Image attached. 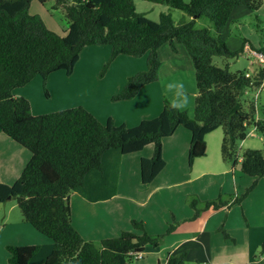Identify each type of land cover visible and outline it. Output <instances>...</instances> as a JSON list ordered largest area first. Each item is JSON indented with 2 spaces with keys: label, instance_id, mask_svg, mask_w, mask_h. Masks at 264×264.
I'll return each mask as SVG.
<instances>
[{
  "label": "trees",
  "instance_id": "trees-1",
  "mask_svg": "<svg viewBox=\"0 0 264 264\" xmlns=\"http://www.w3.org/2000/svg\"><path fill=\"white\" fill-rule=\"evenodd\" d=\"M32 1L0 0V130L31 154L13 185L0 183V204L15 200L23 220L52 243L8 246L10 264H129L131 254L144 253L147 246L160 247L164 237L176 230L174 224L165 234L151 236L142 221L133 220V231L99 244L85 241L72 225L70 196L79 192L90 198L92 176H111L109 172L117 171L122 156L152 145V157L140 162L141 182L150 185L166 166L163 141L179 127L191 132L190 167L206 156V137L222 128L223 160L234 166L239 163L241 172L254 179L240 196L224 199L221 195L202 207L193 197L194 219L201 212L240 205L264 178V149H248L240 161L238 155L250 128L264 139V118L256 120L255 105L245 109L241 100L244 91L264 82V65L258 63L261 69L254 77L231 73L229 64L224 68L213 65L215 57L231 60L244 52L243 48L230 51L220 37L233 9L244 6L258 11L264 0H141L182 11L190 21L180 24L174 23L170 13L160 14L157 22L149 20L137 12L135 0H38L43 5L54 1L53 10H63L68 22L64 36L50 30L41 16L31 14ZM200 17L212 22L217 37L207 29H195ZM167 44L175 53L177 45H182L194 66L197 96L192 118L186 111H169L165 100L158 117L129 128L117 126L113 119L102 123L83 107L37 116L28 99L15 96L16 90L37 77L43 79L47 92V78L59 71L72 75L84 48L108 45L110 62L119 56L147 57V70L128 78L112 97L113 101H131L143 87L159 80V50ZM115 191L114 184L107 198ZM158 264H187V253L171 255Z\"/></svg>",
  "mask_w": 264,
  "mask_h": 264
},
{
  "label": "crops",
  "instance_id": "crops-1",
  "mask_svg": "<svg viewBox=\"0 0 264 264\" xmlns=\"http://www.w3.org/2000/svg\"><path fill=\"white\" fill-rule=\"evenodd\" d=\"M35 1L31 2L30 12L38 15L32 12ZM46 4L52 7L51 16L59 18L63 32L61 36L66 35L68 22L66 23L64 19L63 10H53L54 1ZM165 13H169V9ZM164 46L159 50L160 59L163 52L172 60L177 58L172 56L179 55L181 50L179 47H177V55H168L171 49L166 51ZM82 52L89 62L99 61L101 56H103L102 59H106L109 55V49L102 47L90 46L84 48ZM120 60L126 63L142 64V67H145L144 58L138 61V59L120 57L114 64L119 63ZM82 61L81 53L72 75H67L68 78L79 72ZM99 66L97 64L94 68ZM83 69L85 71L79 73L84 77L89 69L85 66ZM65 74L63 71L51 74L47 78L46 87L49 80L64 79ZM162 75L161 73V81ZM38 79L40 77L16 90L15 96L30 100L32 84L35 86L41 84L35 83ZM115 81L116 83L109 86L110 91L103 96L107 101L102 105L92 98V96L96 97L98 92L92 83H65L66 88L74 96L75 94L79 96L77 100L66 102L64 106L59 103L57 106H50L47 110L40 108L37 110L29 101L32 113L38 116L54 113L62 106L63 109L83 107L102 123L113 119L117 126L126 125L129 128L137 126L144 119H153L160 115L165 101L162 83L143 87L137 97L131 101L110 102L111 105H109L108 100L120 92L126 84V77L121 75ZM185 85L187 88L188 84L185 83ZM54 86L57 85L54 84ZM189 88L191 104L185 111L193 113L197 88L192 90L190 84ZM218 139V135L211 139L207 137L211 143ZM221 141L220 138V145ZM190 142L191 132L184 127H179L173 136L163 141V157L166 166L150 185H143L141 182L140 162L143 158L152 157L154 153L152 145L141 152L122 156L117 168L118 179L113 172L114 169L111 171V176L106 178L92 177L88 193L90 198L79 192H73L70 196L73 227L85 241L99 244L102 240L119 237L124 231H133V220H141L151 236L165 234L169 226L174 224L176 230L164 237L160 247L154 248L158 252L161 250L156 257L157 264L165 263L171 255L183 252L187 253V264H264V256L260 257L259 261L255 260L256 253L264 244V233L261 232L258 235H256L257 232L254 233L257 230H264V185H262L264 178L259 180L254 190L240 205L225 207L218 211L201 212L194 219L195 211L190 206L193 197L198 199L201 203L199 207H202V203L217 199L221 195L224 199H229L233 194L240 196L251 186L254 179L248 176L251 181L245 180V174L239 175L238 167L231 168L222 156L217 162L203 169L197 168L201 158L196 159L190 167L188 162ZM250 145L247 144V149H252ZM28 152L0 130V183L13 185L18 180L31 158ZM113 160L116 162V158ZM114 184L116 185L115 194L107 198ZM250 198H253L254 205L245 208ZM10 201L12 200L8 202ZM8 202L0 204V264H10L8 246L49 244V238L36 231L20 216L13 218L15 205L8 209ZM239 207L243 212L245 223L238 222ZM222 230L229 235L228 239L224 237ZM253 233L255 237H251ZM165 252L167 253L164 256Z\"/></svg>",
  "mask_w": 264,
  "mask_h": 264
},
{
  "label": "rangeland",
  "instance_id": "rangeland-1",
  "mask_svg": "<svg viewBox=\"0 0 264 264\" xmlns=\"http://www.w3.org/2000/svg\"><path fill=\"white\" fill-rule=\"evenodd\" d=\"M185 1L189 2L190 0H185ZM135 3L137 7L136 8L137 12L139 14H142L149 20L155 21V22L159 20L160 14L165 13L166 10L169 9L168 5L166 4H150L147 2H143L141 0H135ZM51 8L52 7L50 6V4L42 5L36 0L32 8V12L37 13L39 16H41L46 26L50 30L62 35L63 34L62 26L60 22L58 21L59 18L58 16L56 17L51 16V13H52ZM169 13L171 14L172 20L174 21L175 24H180L183 22L190 21L189 16L183 13L182 11L169 9ZM65 21L67 23L66 19ZM194 27L195 29H207L213 37L218 36L214 25L206 17H200L196 19ZM220 37L226 43L230 51L236 52V51H240V49L243 48L244 52L240 54L237 58H234L231 60H227L222 57H215L213 58V65L219 68H224L226 64H229V70L231 73L235 74L238 72H246L251 77H254L256 73L260 71L261 68L258 64L259 63L258 58L253 55V52L259 53L262 50L264 51V4L258 11L249 10L248 8L244 6L235 7L232 11L229 21L227 22L222 33L220 34ZM93 47H102L104 49L105 48L109 49V55L106 57V59H102L103 56H101L99 61L97 60L96 62H89L88 60H86L87 59L86 55H83V52H82L83 61L81 65L79 66V72L85 71L83 69L84 66L89 69V71L86 74H84V77L83 75L81 76L79 72H77L75 76H72L70 78H68L67 74H65L66 76L64 79L49 80L48 86L46 87L47 92H45L44 85L42 84L43 79L41 77H40L41 80L38 79V82L37 81L35 82V83H41V84H38V86H35V84H32L31 91H30L31 99L29 101L33 103L34 108H37V110H39V108L41 110H47L50 108V106H57L59 103L63 104L64 106L66 102L77 100L79 96H77V94H75L74 96L72 92L68 88H66L65 83H75V84L92 83L94 88L98 89L96 97L92 96V98L95 101H98L102 105L104 104L105 101H107L105 97L103 96H105L107 91H110L109 86L111 87L113 83H116L115 81L116 78H119V76L124 75L126 77V81H125L126 83L128 78L134 76L137 73L147 70V57L144 58L145 67H142V64L140 65L133 64L131 62L126 63L124 62V60H120L119 63L114 64L117 58L113 60L112 62H110L111 53H112V49L110 46L104 45V46H93ZM177 47H179L181 50L178 56H172V57H177V58H174L173 60L170 59L169 56L166 55V53L163 52L161 54L162 59H160L161 66L159 69V80L155 83H162V81H166V80L181 79L184 81V83L188 84L187 90L190 95L191 91L189 88V84L191 85L192 90L193 88L194 89L197 88L194 66L185 48L182 45H177ZM164 49L166 51H170L169 49L171 48L167 44L166 46H164ZM177 53L171 50L170 52H168V55H177ZM84 54H86V52H84ZM120 57L131 59V57L129 56H119L118 58ZM97 64H99L100 66L98 68H94V66ZM161 73L163 74L162 81L160 80ZM54 84L57 86H54ZM75 84H73V86ZM62 86H64L65 88H63ZM257 94H258L257 88L249 89L248 91L246 90L241 95V100H242V103L245 109H247L249 105L253 103L255 105V108L257 109L258 117L262 119L264 118V89L258 94V97L256 98ZM112 97L111 99L108 100L109 105H111L110 102L111 103L118 102V101H113ZM63 106L60 107V109H57L58 111L56 112L67 110V109H63ZM194 108L195 106L193 107V113H188L189 117L191 118L194 116ZM252 131H253V128H250L248 133ZM210 135H213V136H210ZM215 135L219 136V139L216 140V142L211 143L209 140H207L208 136H209V139H211ZM208 136L206 137V143L208 147L207 154L205 157L200 159L201 162H199V165L197 166V168L203 169L207 167L208 165L217 162L219 158L222 156L221 154L222 141L220 145V138L223 140V137H224V132L222 128L217 129L215 134H209ZM247 144L248 145L251 144L250 145L252 147L251 150H263L264 149V139L262 135L258 133L257 131H254L252 136L247 135V138L243 142V147H242V143L239 145L238 155L240 157L242 156L244 151L248 150ZM226 162L230 164L231 168L237 166L238 174L242 176L241 167L239 163L236 166H234L232 162H229V161H226ZM113 172L116 173L115 174L116 179H118V171L116 172L114 170ZM109 174H111V171L109 172ZM244 177H245V180L251 181V178H249L247 175H245ZM252 201H253V198H250L245 208L253 206L254 202ZM12 205H15V211L13 214L14 216L13 218L20 216L23 219L22 213L20 209L18 208L15 200L8 202L7 204L8 209ZM238 209H239L238 210L239 211L238 212V222L245 223L243 212L240 207ZM6 211H8L7 208H6ZM256 232H257L256 235H258L261 232L264 233V230H257L254 233ZM254 233H253V236L251 237L256 236L254 235ZM48 241H49V244L52 243L50 239H48ZM159 252L156 251L152 246H148L144 252V259L141 261H132L130 264H157L156 257H157V254H159ZM166 253L167 252L164 253V256ZM256 254H257L256 255L257 257L255 260L259 261L260 257L264 256L262 254V247H260L259 252H257Z\"/></svg>",
  "mask_w": 264,
  "mask_h": 264
},
{
  "label": "clouds",
  "instance_id": "clouds-1",
  "mask_svg": "<svg viewBox=\"0 0 264 264\" xmlns=\"http://www.w3.org/2000/svg\"><path fill=\"white\" fill-rule=\"evenodd\" d=\"M162 88L169 111L183 112L189 108L191 98L183 80L162 81Z\"/></svg>",
  "mask_w": 264,
  "mask_h": 264
},
{
  "label": "built area",
  "instance_id": "built-area-1",
  "mask_svg": "<svg viewBox=\"0 0 264 264\" xmlns=\"http://www.w3.org/2000/svg\"><path fill=\"white\" fill-rule=\"evenodd\" d=\"M253 55L256 56L258 58V61L259 63L263 64L264 65V55L261 54V53H256V52H253ZM249 75V74H247ZM264 89V82L262 83V85L260 87L257 88L258 90V94ZM258 94L256 96V98L258 97ZM256 120H260V117H258V114L256 112ZM255 131V129H253L252 132L248 133L247 135H250L252 136L253 135V132ZM242 158L239 156V161L241 160ZM131 258L129 260V264L132 262V261H141L144 259V253H139V254H131Z\"/></svg>",
  "mask_w": 264,
  "mask_h": 264
},
{
  "label": "water",
  "instance_id": "water-1",
  "mask_svg": "<svg viewBox=\"0 0 264 264\" xmlns=\"http://www.w3.org/2000/svg\"><path fill=\"white\" fill-rule=\"evenodd\" d=\"M9 199H11V198H9Z\"/></svg>",
  "mask_w": 264,
  "mask_h": 264
}]
</instances>
